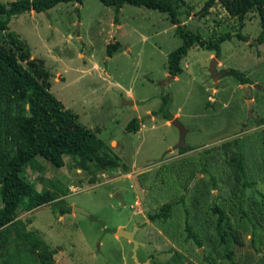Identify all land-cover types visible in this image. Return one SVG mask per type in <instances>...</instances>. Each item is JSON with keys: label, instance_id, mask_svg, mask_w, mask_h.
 I'll use <instances>...</instances> for the list:
<instances>
[{"label": "rangeland", "instance_id": "rangeland-1", "mask_svg": "<svg viewBox=\"0 0 264 264\" xmlns=\"http://www.w3.org/2000/svg\"><path fill=\"white\" fill-rule=\"evenodd\" d=\"M205 1H180L176 8L181 24L206 42L227 33L230 38L220 43L217 56L213 49L195 44L182 57L183 70L176 77L167 72V56L183 39L166 12L129 3L118 8L100 0H81L79 5L63 1L45 11H23L8 21V31L17 34L32 58L49 70L52 95L106 145L110 147L115 139L117 148H110L132 175V181L126 179L120 167L102 175L81 168L80 158L69 155H63L61 167L42 156L26 166L23 173L38 192L66 195L62 200L69 211L61 212L58 203H53L29 213L21 223L41 239L59 264H235L241 254H256L264 228L256 220L253 226L248 196L262 197L248 188L240 205L236 194H228L225 164L198 172L190 159L198 160L205 148L264 129V41H257L260 20L254 11L239 20L220 5L201 16ZM113 43L115 48L108 54V45ZM213 58L217 59L216 81L210 72ZM233 71L248 82L242 83ZM136 117L142 123L138 133L126 129ZM175 117L185 129L182 139L170 122ZM67 175L78 183V190L66 188ZM61 176L65 177L62 181ZM93 177L102 183L91 186ZM133 184L145 212H157L161 203L172 202L166 223L143 222L140 214H133L129 206L135 199ZM255 187L264 194L263 182L257 181ZM118 190L122 197L116 194ZM196 191L200 201L194 209ZM214 202L224 212L221 234L214 228L219 215ZM76 207L86 213L75 211ZM210 219L222 253L216 261L204 259L210 246L205 240L198 246L185 230L187 221L201 238ZM139 222L142 234L135 232V239L143 245L135 261L133 244L125 237L116 241L112 236L118 224L131 230ZM232 232L239 233L242 244ZM0 264L41 263L36 248L13 236L9 227L0 229Z\"/></svg>", "mask_w": 264, "mask_h": 264}, {"label": "trees", "instance_id": "trees-1", "mask_svg": "<svg viewBox=\"0 0 264 264\" xmlns=\"http://www.w3.org/2000/svg\"><path fill=\"white\" fill-rule=\"evenodd\" d=\"M81 0H12L6 4L0 2V228L9 226L13 236H18L31 243L37 250L41 264H55L52 253L43 246L41 239L35 234L26 231L14 222L19 210H29L33 207L54 202L58 203L61 212L69 211L63 200H55L54 194L48 190L38 192L33 183L23 173L26 166L36 156H42L55 166L63 164V155L79 157L81 168L107 172L121 167L123 164L106 143L97 138L91 129L85 128L77 121L76 114L67 111L50 92V72L39 61L32 58L24 41L14 32L8 31V21L11 16L26 10L36 12L45 11L59 2ZM106 5L121 7L125 3L143 5L149 8L166 12L176 33L181 36L183 43L170 51L167 56V72L171 76H178L183 68L181 59L190 48L199 44L203 48L213 49L217 56L220 43L230 35L227 33L214 42H206L199 33L193 32L181 24L177 5L182 0H175L174 6L170 0H100ZM214 5H220L228 15L243 19L249 12H256L259 16L261 30L257 41H264V0H206L199 12L200 15L208 13ZM3 33L4 38L1 37ZM239 37H242L239 35ZM5 39V40H4ZM115 43L109 44L107 52L111 53ZM240 77L242 83L247 79L233 71ZM170 120V119H167ZM128 131H137L139 121L132 118L126 125ZM180 147V150H185ZM198 172H208V168L222 162L227 166V179L229 192L236 194L239 204L246 198V190L251 188L261 197H249L252 224L256 222L264 228V194L256 189L257 181L264 183V129L257 130L244 138L236 137L223 141L220 144L205 148L200 152L198 160L190 159ZM92 167L94 169H92ZM193 174L196 178V172ZM92 182L98 181L93 177ZM213 185L217 187V180L212 176ZM151 185H153L151 183ZM201 192L205 189L200 187ZM192 207L195 209L200 201V193L196 191ZM183 202V197L180 198ZM172 202H163L157 212H148L147 218L155 223L167 222L172 209ZM213 209L219 213L215 222L217 234H221V221L224 212L214 202ZM256 220V222H255ZM213 220L203 226L201 238L192 230L186 221L187 237L192 238L198 246L205 240L210 246V252L204 259L216 261L222 256L219 250L216 233L213 230ZM234 240L242 244L238 232H232ZM260 245L256 247V254L246 252L241 254L235 264H264V232H261ZM253 241V240H252ZM198 255H202L199 251ZM230 256V252L226 254Z\"/></svg>", "mask_w": 264, "mask_h": 264}, {"label": "crops", "instance_id": "crops-1", "mask_svg": "<svg viewBox=\"0 0 264 264\" xmlns=\"http://www.w3.org/2000/svg\"><path fill=\"white\" fill-rule=\"evenodd\" d=\"M78 5H79V3H78ZM94 67L95 68H97V65L96 64H94ZM174 77H176V76H174ZM129 94L130 95H128L129 97H133L132 96V92L131 91H129ZM132 104H134V100H133V102H132ZM137 118V117H136ZM168 121L169 120H167V123H168ZM171 122V121H170ZM141 128H142V123H140L139 122V129L136 131V133H138L140 130H141ZM111 146L110 147H112V148H117L116 146H117V141L115 140V139H112L111 140ZM108 146V145H107ZM109 147V146H108ZM109 147V148H110ZM111 149V148H110ZM112 150V149H111ZM113 151V150H112ZM114 152V151H113ZM115 153V152H114ZM116 154V153H115ZM119 156V155H118ZM119 158H120V156H119ZM120 160H121V158H120ZM64 161V160H63ZM122 162V161H121ZM123 163V162H122ZM61 166H63V165H61ZM61 166H57V167H61ZM121 169H123V170H125V178L126 179H128V180H130V181H132V175H131V172H127L128 170H127V168L125 167V164L123 163L122 165H121V167H120ZM47 169L48 170H50V168L49 167H47ZM80 169L81 168H77L76 169V171L78 172V171H80ZM106 172H102L101 174L102 175H104ZM62 175V174H61ZM62 178L60 179L61 181L65 178L64 176H61ZM66 179H68V181L67 180H64V183L65 182H67V186L68 187H66V188H68V189H72V190H75L76 188H79L78 187V183L77 182H75V181H73L72 180V178L69 176V175H67V177H66ZM114 178L112 177V178H109V179H107V180H105V182L106 183H108V182H110V181H112ZM116 179V178H115ZM88 182V181H87ZM88 183H90V182H88ZM102 183V181H95V183H90V185L91 186H98L99 184H101ZM133 186H134V184H133ZM134 188H135V191H134V193H135V199H134V202H133V205L132 204H130L129 206L130 207H133V210H132V212H133V214H140L141 215V218H140V221H142V218H143V222H148V218H147V212H145L143 209H142V207L140 206V203H142V198H140V196H139V193H138V191H137V189H136V187L134 186ZM76 190H78V189H76ZM116 194L118 195V196H120L121 195V197H122V193L120 192V190H118L117 192H116ZM111 195H114V192L111 194ZM65 196L66 195H60V196H55V200H60V199H65ZM123 199V198H122ZM141 199V200H140ZM124 202V201H123ZM54 202H49V203H45V204H42V205H39V206H36V207H33L32 209H29V210H25V209H21V210H19V212H18V215H17V217L15 218V220H14V222L15 223H17V224H19V225H21V223L24 221V220H26V219H28V214L29 213H33L35 210H37V209H39V208H41L42 206H47V205H51V204H53ZM124 204H126V203H124ZM140 207V209H137V208H139ZM134 209H136V210H134ZM73 212H75V211H73ZM149 212V211H148ZM60 218H63V214L62 215H60L59 216ZM150 221V220H149ZM140 223L141 222H139V224H137V229H136V231L135 232H138L139 230H140V233H141V231H142V227L140 226ZM22 226V225H21ZM23 227V226H22ZM9 228V226H4V227H2V228H0V229H8ZM125 227L122 225V224H118L117 225V227H116V230H119V229H124ZM142 234V233H141ZM121 237H123V236H120V235H118L116 232L115 233H113V236H112V239L114 238L116 241L119 239V238H121ZM134 237H135V235H134ZM126 238V237H125ZM124 238V239H125ZM126 240V242L127 243H130L131 241L128 239V238H126L125 239ZM101 241V246H103V244H105V242L101 239L100 240ZM132 243V242H131ZM145 243V242H144ZM142 245H143V243H142ZM145 245H146V243H145ZM140 246V245H139ZM138 246V247H139ZM138 249V248H137ZM146 261V260H145ZM146 263H148L147 261H146Z\"/></svg>", "mask_w": 264, "mask_h": 264}, {"label": "water", "instance_id": "water-1", "mask_svg": "<svg viewBox=\"0 0 264 264\" xmlns=\"http://www.w3.org/2000/svg\"><path fill=\"white\" fill-rule=\"evenodd\" d=\"M216 63H217V59L216 58H213L212 59V62L210 64V72L213 75L215 81L217 80ZM171 77H174V76H171ZM171 122H172V124H174L180 130L181 139H182L183 138V135H184V132H185V129L183 128V125L178 121V119L176 117L173 118L171 120ZM74 210L75 211H80V212L86 213L84 211V209H82V208L76 207V208H74ZM136 229H137V226H135L131 230L119 229L117 231V234L120 235V236H123V237L128 238L132 242V244H133L132 257L135 259V261H138V259H137V248H138L139 245H142V242L136 240L135 237H134ZM200 252H202V251H200ZM55 264H59V263L56 262ZM140 264H149V263H140Z\"/></svg>", "mask_w": 264, "mask_h": 264}]
</instances>
